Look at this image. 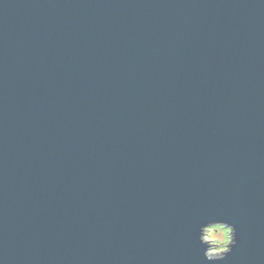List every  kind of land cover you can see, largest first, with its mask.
<instances>
[{"label": "water", "instance_id": "1", "mask_svg": "<svg viewBox=\"0 0 264 264\" xmlns=\"http://www.w3.org/2000/svg\"><path fill=\"white\" fill-rule=\"evenodd\" d=\"M264 264V0H0V264Z\"/></svg>", "mask_w": 264, "mask_h": 264}, {"label": "clouds", "instance_id": "2", "mask_svg": "<svg viewBox=\"0 0 264 264\" xmlns=\"http://www.w3.org/2000/svg\"><path fill=\"white\" fill-rule=\"evenodd\" d=\"M197 239L207 264H222L238 243L235 226L218 219L201 223Z\"/></svg>", "mask_w": 264, "mask_h": 264}]
</instances>
